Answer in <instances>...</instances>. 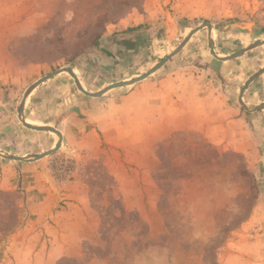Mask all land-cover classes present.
Instances as JSON below:
<instances>
[{"label":"rangeland","instance_id":"obj_1","mask_svg":"<svg viewBox=\"0 0 264 264\" xmlns=\"http://www.w3.org/2000/svg\"><path fill=\"white\" fill-rule=\"evenodd\" d=\"M1 4L13 14L7 19L11 31L5 34L11 60L0 79L4 156L40 155L57 139L54 133L26 129L18 112L26 90L58 70L71 69L86 92L96 93L144 75L197 27L186 45L158 70L207 69L210 63H221L210 53L209 37L221 58L263 42L229 61H237L243 79L264 68V0H2ZM256 79L253 90L242 95L249 108L242 126L205 134L180 132L172 143L159 146L156 188L143 194L140 212L123 207L100 160H87L82 174L98 212L96 235L82 245L78 259L63 258L57 264H223L238 240L264 225V71ZM44 83L48 90H33L22 116L26 123L46 124L56 131L66 121L74 124L88 117L76 114L81 105L89 107L99 97L117 95L137 84L92 98L78 91L67 72ZM57 153L59 149L47 156V162L54 179L63 181L74 174L76 164ZM4 165H14V160L0 157V264H17L9 253L4 255L14 245V236L25 230L44 233L46 223H36L37 216L29 209L42 195L27 192L26 183L14 179V174L10 178ZM61 206L63 202H58L54 212Z\"/></svg>","mask_w":264,"mask_h":264},{"label":"crops","instance_id":"obj_2","mask_svg":"<svg viewBox=\"0 0 264 264\" xmlns=\"http://www.w3.org/2000/svg\"><path fill=\"white\" fill-rule=\"evenodd\" d=\"M1 3L0 79L11 60L5 34L11 31L7 19L13 15ZM238 69L236 60L210 63L207 69H161L122 93L99 97L89 107L81 105L76 114L88 117L74 124L66 121L63 129H58L62 140L57 155L72 158L76 164L74 174L63 181L54 179L48 157L2 166L10 178L14 174V179L26 183L27 192L42 195L29 209L37 216L36 223H46L44 233L25 230L16 234L14 245L4 255L9 253L17 264H57L63 258L82 255V245L95 238L98 226L92 188L82 174L87 160H100L104 174L116 184L123 207L140 212L143 194L156 188L160 145L172 143L176 133L205 134L245 123L244 111H249L238 104V98L250 75L243 79ZM253 82L246 93L253 90ZM46 86L43 83L34 91H47ZM57 143L58 139H53L47 150ZM58 202L64 206L54 212ZM253 232L236 242L237 248L223 264H264V225Z\"/></svg>","mask_w":264,"mask_h":264},{"label":"water","instance_id":"obj_3","mask_svg":"<svg viewBox=\"0 0 264 264\" xmlns=\"http://www.w3.org/2000/svg\"><path fill=\"white\" fill-rule=\"evenodd\" d=\"M200 29V27L195 28L194 30H192L188 36L183 40V42L166 58L162 59L156 66H154L151 70H149L147 73H145L142 76L137 77L136 79L127 81V82H121V83H117V84H113V85H109L107 87H105L104 89L96 92V93H88L86 92L80 82L78 81V78L76 77V75L73 73V71L69 68H64L61 70H58L48 76H45L39 80H37L35 83H33L25 92L24 97L20 103V107H19V112H18V118L20 120V122L22 123V125L26 128L29 129L33 132L36 133H54L57 136L58 139V143L55 146L54 149H51L49 151H46L45 153H42L40 155H36V156H30V157H15V156H4L2 153H0V157L1 158H6V159H10V160H14V161H19V162H23V163H29V162H35V161H39L47 156H49L50 154L54 153L55 151H57L60 146H61V140H62V136L60 134V132L56 131L55 129L52 128H48V127H37V126H32L26 123V121L24 120L23 116H22V110L24 108V104L26 101V98L28 97V95L34 90L36 89L39 85H41L42 83H44L47 80H50L51 78L55 77L56 75L62 73V72H67L73 79L74 84L76 86V88L78 89V91H80L83 95L88 96V97H98L99 95L112 90V89H116V88H120V87H126V86H132L140 81H143L145 79H147L148 77H150V75H152L155 71H157L166 61L167 59H169L171 56H173L175 53H177L180 49H182L186 43L188 42V40L190 39V37ZM263 44V42L261 41H257L251 45H249L248 47H246L244 50H242L241 52L230 56V57H218L216 55V53L214 52V48H213V43L211 38L209 37V41H208V48L210 50L211 55L218 61L221 62H226L235 58H239L241 56H243L248 50ZM264 71V68H262L260 71L254 73L253 75H251L244 83L241 92H240V104L247 110H249L248 106H246L243 101H242V95L244 93V91L249 87V85L256 80V78ZM257 109H262V108H257ZM264 109V108H263Z\"/></svg>","mask_w":264,"mask_h":264},{"label":"bare ground","instance_id":"obj_4","mask_svg":"<svg viewBox=\"0 0 264 264\" xmlns=\"http://www.w3.org/2000/svg\"><path fill=\"white\" fill-rule=\"evenodd\" d=\"M27 124H29V123H27ZM29 125H31V124H29ZM32 126H35V125H32ZM37 127H40V126H37Z\"/></svg>","mask_w":264,"mask_h":264}]
</instances>
